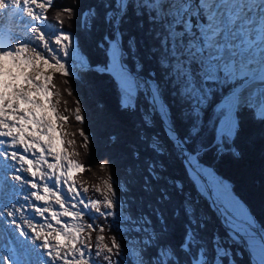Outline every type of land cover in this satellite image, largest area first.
<instances>
[{"label": "snow or ice", "instance_id": "6c2138e0", "mask_svg": "<svg viewBox=\"0 0 264 264\" xmlns=\"http://www.w3.org/2000/svg\"><path fill=\"white\" fill-rule=\"evenodd\" d=\"M102 2L110 32L97 44L104 62L93 63L64 27L65 17L75 19L78 0L57 10L56 25L49 22L56 0H0V15L17 22L0 34V264H128L129 258L132 264H182L167 242L169 226L160 207L171 201L169 189L184 193L183 183L166 174L164 158L171 152L184 161L190 181L225 226V237L213 234L209 257L194 227L203 222L186 196L188 224L179 252L189 256L187 264H236L232 245L243 247L250 264H264V224L201 162L210 152L243 161L246 141L259 144L264 154V0ZM130 11L137 27L147 26L146 34L158 42L150 52L159 53V72L141 75L137 38L123 28ZM97 16L95 6L83 12V26L91 30ZM69 56L80 70L77 79L90 73L111 77L120 111H139L137 138L144 147L133 144L131 158L140 166L142 192L158 193L155 203L145 205L147 212L133 215L122 195L132 181L116 177L110 157L99 163L105 175L98 183L78 179L89 170L78 149L90 154L93 137L75 90L57 89V77L68 86L76 75ZM65 93L75 97L74 108ZM73 120L80 127L70 131ZM157 122L166 142L146 131ZM254 126L259 137L253 140ZM118 139L110 135L109 145ZM142 152L151 155L142 160ZM125 171L133 177L132 166ZM152 249L155 254L147 255Z\"/></svg>", "mask_w": 264, "mask_h": 264}, {"label": "trees", "instance_id": "16d2710c", "mask_svg": "<svg viewBox=\"0 0 264 264\" xmlns=\"http://www.w3.org/2000/svg\"><path fill=\"white\" fill-rule=\"evenodd\" d=\"M77 0H56V4L49 13V22L56 25L57 10L63 6H75ZM95 6L98 16L93 22L91 30L86 29L82 24V13L89 8ZM105 8L102 0H78V5L75 7V19L69 20L64 18V27L70 30L74 40L79 42L81 53L86 54L93 63H102L105 60L103 52L97 47L98 42L103 38L106 32H110V28L104 23ZM123 28L127 30L129 36L137 38L138 50L136 55L139 56L143 64L142 76H147L149 71L159 69L156 65V56L159 53H151L150 49L158 42L151 35L146 34L147 26L144 29L137 27V18L129 12L127 23L123 24ZM127 39V37H126ZM152 56V58H151ZM126 63L130 68H134L133 61L129 58ZM80 71L76 75L69 78V85H63V79L57 77V89L61 90L64 87H72L76 95L83 101V105L88 117V122L85 125L88 132L93 137L91 153L80 147L78 151L81 153L79 160L89 166V170L80 174L81 181L88 184L98 183L100 177L105 175L99 169V163L105 158L110 157L113 160V171L116 177L124 182L131 180L130 191L123 193L131 203L133 215H138L140 212H147L145 205L152 201L155 203V195L148 196L142 192L140 184V166L132 160L131 151L133 144L143 149L140 144L137 134L140 126V113H125L121 112L117 103V88L114 80L105 75L98 76L95 73H90L85 79H77ZM69 107L74 108L75 97H67ZM145 110L148 105L141 97L139 101ZM245 120L249 121L252 117L245 115ZM80 126L73 120L69 130L78 129ZM149 134L160 133V138L165 140L162 129L157 122L156 127L146 130ZM183 131V130H182ZM112 134L118 135L119 139L115 145H109L108 137ZM259 128L253 127L252 139H258ZM79 143V137H77ZM249 144L246 150L245 159L240 162L233 161L230 157H218L215 153L210 152L202 156L201 162L205 166L213 167L218 175L225 179L232 187L236 196L247 206L248 210L255 217L259 224H264V154H262L259 144L252 145L251 141H246ZM150 153L142 152V160L144 156H149ZM165 159L167 167V175L179 180L184 185V193L178 194L174 189H169L172 199L160 207L164 210L167 223L169 226V235L166 238L176 249L180 256L182 264H187L189 256L179 252V245L183 243L185 226L188 224V219L184 215L182 202L186 196H190L194 207L196 208L197 219L203 222V226L196 227L201 239L206 242L208 255H214L212 252V237L214 233H219L221 237H225V226L218 214L211 206L210 201L201 196L190 181L186 174V164L175 153ZM142 163V161H141ZM129 166L134 168L133 177H129L125 169ZM179 209V216L173 213ZM230 242L225 241V246ZM233 256L236 259V264H250L249 255L244 252L243 247L232 245ZM154 249L150 250L147 255H154ZM191 255H196V249L193 248ZM128 264H132V259H128ZM224 264H228L225 260Z\"/></svg>", "mask_w": 264, "mask_h": 264}, {"label": "bare ground", "instance_id": "6f19581e", "mask_svg": "<svg viewBox=\"0 0 264 264\" xmlns=\"http://www.w3.org/2000/svg\"><path fill=\"white\" fill-rule=\"evenodd\" d=\"M11 18L12 17L6 13L0 15V34H3L5 31L14 27L16 22H14Z\"/></svg>", "mask_w": 264, "mask_h": 264}, {"label": "rangeland", "instance_id": "374dc122", "mask_svg": "<svg viewBox=\"0 0 264 264\" xmlns=\"http://www.w3.org/2000/svg\"><path fill=\"white\" fill-rule=\"evenodd\" d=\"M14 22H16L13 18H11ZM17 23V22H16ZM67 62H68V65L70 68H73L74 71L77 73L78 71H80L78 68H74V65H75V61L73 59L72 56H69L66 58ZM218 174V173H217ZM222 221H223V218L221 217Z\"/></svg>", "mask_w": 264, "mask_h": 264}, {"label": "water", "instance_id": "95a60500", "mask_svg": "<svg viewBox=\"0 0 264 264\" xmlns=\"http://www.w3.org/2000/svg\"><path fill=\"white\" fill-rule=\"evenodd\" d=\"M7 32H8V31H7ZM7 32H6V33H7ZM4 34H5V33H4Z\"/></svg>", "mask_w": 264, "mask_h": 264}]
</instances>
